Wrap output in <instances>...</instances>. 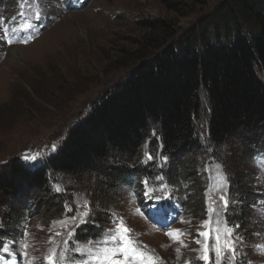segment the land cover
Segmentation results:
<instances>
[{
  "label": "rangeland",
  "instance_id": "obj_1",
  "mask_svg": "<svg viewBox=\"0 0 264 264\" xmlns=\"http://www.w3.org/2000/svg\"><path fill=\"white\" fill-rule=\"evenodd\" d=\"M226 1L0 0V36L7 27L8 37L12 40L9 44L7 39H0V172L8 171L17 158L28 167L44 165L65 139L67 128L84 119L92 104L127 75L134 55L153 51L155 43L167 42L169 45L193 28L199 29L205 22H211ZM37 13L41 17L39 20ZM145 20L159 22L166 28L155 32L148 30L141 23ZM25 21L34 25L30 31L21 30ZM262 139L259 136L254 140H237L231 148L221 151L220 158L231 178L223 174L222 167L219 170L214 167L209 179L207 176L203 218L197 216L199 207L196 213L192 210L199 201L194 197L195 192L192 188L189 191L180 181L168 177L166 182L147 183L146 190L144 186L138 190L130 181L126 180L123 187L107 179L101 187L109 196V221L100 223L104 205L93 203V199H87L77 191L75 204L71 200L76 207L73 214L84 211L82 202L86 201L87 223L73 227L71 223L61 226L54 222L47 226L41 220L42 215L35 216L26 224L28 227L21 230L18 253L24 264H42V258L53 250L64 249L65 252L56 253L57 262L63 264L70 261L67 253L70 246L85 247L88 244L75 238L81 227L89 226L100 237L105 231L115 230L118 218H122L125 226L131 229L133 239L146 245L147 251L157 257L160 264H195L201 254V245L195 241L201 239L203 242L198 233L206 230L202 225L209 219L214 220L217 214L228 223L226 213L234 217L235 208L236 214L241 213L246 201L243 193L232 192V183L239 182V177L244 175L257 195L252 205L256 215L252 225L246 222L245 227L239 229L242 230L240 236L234 231L232 239L236 241V249L240 244L243 264H264V166L258 159H246L249 148ZM218 154L215 150L214 156ZM26 155H37V160H26ZM117 157L116 154L111 157L112 164L117 163ZM172 160L171 168L177 170L186 162V156L179 153ZM163 162L168 163V159L163 158ZM218 171L227 181L222 189L219 188ZM148 189H152V199L145 195ZM221 194L229 201L227 210L222 207ZM43 197L39 190L27 191L21 199L7 198L5 205L13 211L20 207L22 199L40 200ZM163 199H170L175 205L173 210L160 209L157 215L162 217L166 212L180 211L178 219H172L170 230L185 233L183 244L158 232L147 219L145 210L151 202L159 203ZM55 203L51 199L49 204L42 206L43 201H40L38 208L43 213L48 209L51 211ZM210 207L215 212L210 211ZM69 231L73 232L71 237ZM232 260L224 258L222 262L231 263Z\"/></svg>",
  "mask_w": 264,
  "mask_h": 264
},
{
  "label": "trees",
  "instance_id": "obj_2",
  "mask_svg": "<svg viewBox=\"0 0 264 264\" xmlns=\"http://www.w3.org/2000/svg\"><path fill=\"white\" fill-rule=\"evenodd\" d=\"M220 8L199 29L134 55L127 75L92 104L84 119L67 128L65 139L44 165L28 167L17 158L8 171L0 172L4 246L17 244L21 230L35 216L42 215L47 226L70 218L77 191L104 205L99 222L105 224L111 215L101 184L107 179L123 187L130 181L138 190L145 179L180 181L195 192L199 201L192 210L196 213L199 207L197 216L203 218L207 176L220 165L231 178L221 151L237 140L260 136L263 139L249 148L246 159L264 158V0H228ZM141 23L154 32L166 28L150 20ZM179 153L186 162L174 170L172 158ZM114 154L115 165L110 161ZM239 179L233 181L232 192L243 193L246 202L241 213L235 208L234 217L226 213L225 220L242 229L246 222L252 225L257 195L247 176ZM57 185L61 191L55 190ZM35 190L44 197L22 199L13 211L5 205L7 198L21 199L24 192ZM51 199L56 201L53 210L41 212L39 202L46 206ZM89 228L81 227L75 238L84 243L97 240L98 234ZM197 263L204 264L200 259Z\"/></svg>",
  "mask_w": 264,
  "mask_h": 264
},
{
  "label": "snow or ice",
  "instance_id": "obj_3",
  "mask_svg": "<svg viewBox=\"0 0 264 264\" xmlns=\"http://www.w3.org/2000/svg\"><path fill=\"white\" fill-rule=\"evenodd\" d=\"M41 17L39 13L36 14V19L39 20ZM2 23V22H0ZM34 25L25 21V24L21 26V30L30 31ZM15 31V29H13ZM4 35L0 36V39H7V43L11 44L12 40L8 37L9 29L4 27ZM55 146H53L54 148ZM38 155V154H37ZM37 155L25 156L26 160L36 161ZM147 159L151 160L152 156L147 154ZM261 166H264V158L261 160ZM216 168L219 170L220 165ZM219 180V188L222 189L226 185V178L218 171L217 173ZM147 185V181L144 182ZM166 187V186H165ZM56 191H61L60 187L57 185ZM152 189H148L145 195H148L149 199L151 196ZM220 201L222 202V207L227 210L229 201L227 198L221 194ZM82 207L84 211L76 212L73 214L69 220L57 221L61 226H68L69 223L73 227H79L80 224L87 223L86 217L89 215L87 202H82ZM72 211V209H69ZM210 211L215 212V209L210 207ZM137 213L141 214L139 209ZM115 222V221H114ZM205 231L199 232L198 236L203 238L197 239L196 244L201 245L200 248V260H203L205 264H222L224 258L234 259L236 256V241L232 239L235 228L238 225L229 227L224 219L217 214L215 219H209L203 225ZM166 234L176 243L183 244L182 240L185 233L180 230L167 231ZM60 235V233H57ZM73 235L72 231H69L68 236ZM0 250L7 253L9 258H11L12 251L10 247L4 246L3 242H0ZM73 251L80 254V259L74 261L73 264H160L157 257L152 255L147 251L146 245H141L137 243L131 236V229L125 226L122 218H118L117 227L115 230H109L102 233L95 243L91 241L88 242L87 246L79 247L74 246ZM179 251V249H177ZM214 256V261H213ZM49 264H56V252L55 250L47 258ZM15 264V262H13Z\"/></svg>",
  "mask_w": 264,
  "mask_h": 264
}]
</instances>
